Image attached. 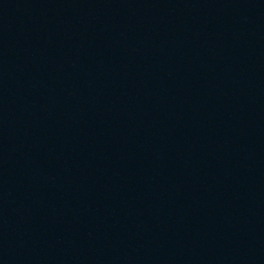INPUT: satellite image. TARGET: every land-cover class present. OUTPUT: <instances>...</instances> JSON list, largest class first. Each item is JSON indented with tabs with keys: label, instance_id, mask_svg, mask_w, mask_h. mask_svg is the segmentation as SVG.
Wrapping results in <instances>:
<instances>
[{
	"label": "water",
	"instance_id": "95a60500",
	"mask_svg": "<svg viewBox=\"0 0 264 264\" xmlns=\"http://www.w3.org/2000/svg\"><path fill=\"white\" fill-rule=\"evenodd\" d=\"M0 264H264V0H0Z\"/></svg>",
	"mask_w": 264,
	"mask_h": 264
}]
</instances>
